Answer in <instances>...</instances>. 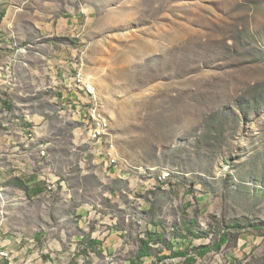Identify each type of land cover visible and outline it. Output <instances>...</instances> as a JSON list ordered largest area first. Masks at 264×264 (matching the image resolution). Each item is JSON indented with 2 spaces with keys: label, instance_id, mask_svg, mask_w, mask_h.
<instances>
[{
  "label": "rangeland",
  "instance_id": "1",
  "mask_svg": "<svg viewBox=\"0 0 264 264\" xmlns=\"http://www.w3.org/2000/svg\"><path fill=\"white\" fill-rule=\"evenodd\" d=\"M80 71L111 124L100 144ZM1 246L264 264V0H0Z\"/></svg>",
  "mask_w": 264,
  "mask_h": 264
},
{
  "label": "built area",
  "instance_id": "2",
  "mask_svg": "<svg viewBox=\"0 0 264 264\" xmlns=\"http://www.w3.org/2000/svg\"><path fill=\"white\" fill-rule=\"evenodd\" d=\"M73 83L75 88L78 89V92L82 93L83 106L87 107L86 121L89 130V138L94 143H103V141L111 136L112 128L108 117L100 108L96 87L81 71L74 77ZM109 148L107 156L115 163L116 147L113 142L109 144ZM168 178H170V175H164L160 180L166 181ZM18 256L19 255H16L12 250L2 246L0 247V264H42V260H30L26 258H23L20 263H18Z\"/></svg>",
  "mask_w": 264,
  "mask_h": 264
},
{
  "label": "trees",
  "instance_id": "3",
  "mask_svg": "<svg viewBox=\"0 0 264 264\" xmlns=\"http://www.w3.org/2000/svg\"><path fill=\"white\" fill-rule=\"evenodd\" d=\"M39 193H42V192H39ZM227 242V237H223L222 238V241H221V243H223V244H225ZM221 246V245H220ZM219 246V247H220ZM210 252V249H207V248H203L202 249V252H201V256H205L207 253H209ZM143 256H147V255H143Z\"/></svg>",
  "mask_w": 264,
  "mask_h": 264
},
{
  "label": "crops",
  "instance_id": "4",
  "mask_svg": "<svg viewBox=\"0 0 264 264\" xmlns=\"http://www.w3.org/2000/svg\"><path fill=\"white\" fill-rule=\"evenodd\" d=\"M32 258H35L36 259V256H33ZM31 260V259H30Z\"/></svg>",
  "mask_w": 264,
  "mask_h": 264
}]
</instances>
